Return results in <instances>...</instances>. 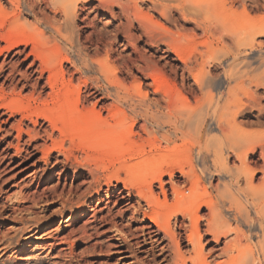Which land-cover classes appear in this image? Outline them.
<instances>
[{
	"label": "rangeland",
	"instance_id": "1",
	"mask_svg": "<svg viewBox=\"0 0 264 264\" xmlns=\"http://www.w3.org/2000/svg\"><path fill=\"white\" fill-rule=\"evenodd\" d=\"M97 3L95 0L88 7ZM245 3L250 10L248 1ZM149 4L139 2L140 18L149 24L153 22V28L162 27L159 30H163L166 27L174 35L182 34L187 37L188 40L178 49L164 53L165 46L160 45L162 50H158L153 41H147L148 32L144 28L127 32L125 20L113 16L120 11L118 6L112 9L99 8L92 12V9H84L80 5L77 25L81 30V47L88 48L85 51L94 57H104L105 52H108L109 63L114 67L111 74L117 80L128 77L124 81L127 84L138 77L145 85L152 83V70H146L150 75L143 77L140 72L145 64L164 68L167 82L162 85L163 88L173 98L186 97L192 103V94L195 92L193 77L185 72L184 76L187 78L184 82L181 81L182 63L176 52H181L186 58L204 54L206 42L216 39L218 33L205 34L195 28L192 16H187L186 22L183 19L178 21L177 12H172L173 15L162 14L160 9L150 10ZM0 5L1 23L13 15L14 7L8 0H0ZM232 10L240 11L239 3H235ZM34 11L37 19L33 15H23L22 20L34 24L38 17L39 20L48 17L50 20L54 18L52 20L56 24L62 22V17L54 15L46 4L36 6ZM252 11L254 10H250L249 14L253 18L264 17L263 9ZM143 23L142 21L141 25ZM116 25H120L118 34ZM40 27L44 28L43 25ZM256 40L264 42V37ZM227 43L229 45V41H222V44ZM30 49V44L11 49L0 41V264H180V260L176 261L172 237L158 229L147 216L153 214L152 210L156 212L157 218L160 213H168L176 203L174 189L187 195L186 190L190 186L187 178L177 172L176 168L170 167L171 176H162L161 184L154 182L153 203L151 207H147L138 191L124 188L121 181L108 179L116 171L120 179L126 178L125 170L118 169L121 160L127 159L126 156L121 157L122 159L110 158L101 152L88 151L90 154L86 157L80 148L73 146L59 134L45 115L34 118L30 114V119L27 114L35 108H40L38 110L41 111V107L49 102V95L52 94L50 84L56 82L54 87L61 90L59 87L64 89L67 86L64 81L68 84L71 80L75 90L79 86L77 78L80 77L69 62H63L62 70L65 75L59 77L61 74L58 72L56 79H47V71L40 74L39 62L33 58ZM70 57L73 59V55ZM69 73L75 74L71 77ZM82 89L85 94L95 91L90 84ZM256 94V107L251 108L245 118L237 117V121H255L253 115L264 107V95L261 92ZM93 96L95 98H89V102L78 107L91 122L95 121L94 111L99 107L94 103L100 98L98 94ZM151 98L154 97L150 94ZM105 104H108V108L111 100L105 101ZM10 105L12 108L8 107ZM19 107L23 110L21 108L18 111ZM17 108V111L14 110ZM111 108L109 106L108 110ZM108 110L102 111V117L109 116ZM108 119L113 122L109 117ZM95 124L97 127V123ZM157 138L159 139L158 135ZM136 139L139 140L137 136ZM156 144L165 148L162 142ZM258 158L257 154L252 159L257 162ZM182 164L186 169L191 166L186 160ZM257 166L260 168L261 162L258 161ZM262 175L264 171L256 173L252 179L254 186L259 184ZM216 183L213 180L214 186ZM203 187H206V192ZM200 190L202 200L216 195L215 189L209 188L205 180L201 181ZM244 193L245 197L235 194L232 209L237 214L238 210H242L245 220L254 224L256 228L251 233L247 232L244 223L237 222V217L224 215L215 225V230L220 235L218 241L214 240L213 235L207 231L208 222L212 220L209 211L200 206L195 211L201 247L196 249L187 241V235L196 231L191 218L177 215L171 219L170 227L177 235L184 264H192L193 260L195 264H244L248 261L264 264V254L258 244L261 233L264 234V211L258 201L263 196V190L252 189ZM259 225L263 227V232Z\"/></svg>",
	"mask_w": 264,
	"mask_h": 264
},
{
	"label": "bare ground",
	"instance_id": "2",
	"mask_svg": "<svg viewBox=\"0 0 264 264\" xmlns=\"http://www.w3.org/2000/svg\"><path fill=\"white\" fill-rule=\"evenodd\" d=\"M8 1L14 7V13L0 23V41L11 49L30 44L31 54L39 62L40 74L47 71L49 80L56 79L58 72L61 74L59 77L65 75L62 70L63 62H69L74 72L80 76L77 78L79 86H76L75 90L71 80L68 84L64 81L67 86L69 85L67 90H64L67 86L56 90V82L50 84L52 94H48L50 96L49 102L48 99L46 101L48 104L45 102L46 105H42L44 107L39 106L42 108L41 111L40 108L37 110L35 108L27 114L28 117L30 114L34 118L45 115L59 134L68 139L70 144L80 148L86 157H89L90 152H101L110 158L126 156L127 159L121 160L118 168L125 170L126 178L120 179L116 171L109 175L108 179L121 181L124 188L138 191L147 207H151L153 203L154 182L161 184L162 176H171L170 167L176 168L177 172L189 181L187 195L174 189L176 203L168 213H160L157 218L156 212L152 210L153 214L147 216L158 229L172 237L176 261L180 260V264H184L177 235L170 227L171 219L177 215L191 218L196 231L187 235V241L196 249L201 247V235L197 230L198 216L195 211L200 206L206 207L209 211L212 220L208 222L207 231L216 241L220 233L215 230V225L224 218V215L237 217L239 220L237 222L246 225L248 233L256 228L253 223L245 220L243 217L245 213L242 210H238V214L234 212L232 200L236 199L235 194L242 197L246 191L262 189L263 196L261 195V200L258 201L264 211V175L258 185L252 184L256 173L264 171V107L259 108L253 115L255 121L249 122L248 119L237 121V117L245 118L250 109L256 107L257 92L264 95V42L256 40L258 37H264V17L253 18L249 14L250 10H264V0H96L98 3L91 8L88 4L95 0ZM247 1L250 10L245 3ZM139 2L144 4L149 2L150 10L160 9L162 14H172L175 11L179 15L177 20L183 19L186 22L187 16H192L191 21L195 28L205 34L218 33L216 39L206 42L204 54L199 53L192 58H186L181 52H176L182 63L181 81L184 82L187 78L184 76L185 72L193 77L195 92L192 94V103L186 97L173 98L163 88L162 85L167 82L164 68H157V65L149 67L145 64L140 72L143 77L150 75L145 72L146 70H152L154 72L150 75L152 83L145 85L138 77L127 84L124 81L128 77L117 80L111 74L110 71H113L114 67L109 63L108 52H105L104 57H94L85 51L86 48L81 47L82 40L80 41L79 37L81 30L77 25L80 5L84 9L85 7L92 9V12L99 8L112 9L118 6L120 11L113 16L125 20L127 32L144 28L143 30L148 32L147 41H153L158 50H162L160 45L165 46L164 53L178 49L188 40L182 34L170 33L166 27L159 30L162 27L157 29L152 27L153 22L146 23L139 16ZM235 3L241 6L238 12L232 10ZM40 4H46L54 15H60L62 22L56 24L52 20L54 18L51 21L48 17L41 20L38 17L34 24L28 23L24 18L22 20L23 15L34 16L36 14L34 9ZM41 25L45 29L41 28ZM119 28L120 25L115 26L117 34ZM224 40L229 41V45L222 44ZM70 55H73V59ZM218 70L221 72L218 73ZM74 74H71V77ZM89 84L95 91L85 94L82 88ZM95 94L100 95L94 103L99 107L94 111L95 121L91 122L78 107L89 102V98ZM150 94L154 98L150 99ZM107 100H111L110 111L109 106L108 108L106 106L108 104H105ZM8 107L12 108L11 105ZM19 108L14 110L20 111L22 107ZM105 110L109 111L108 117L113 122H110L108 117H102V111ZM252 127L256 129L252 130ZM156 142H162L165 148L158 146ZM257 154L258 161L261 162L260 168L257 166L258 161L252 159ZM183 160L191 164L188 169L182 164ZM202 180L207 182L209 188L215 189L214 197L208 195V199L202 200L200 190ZM213 180L217 181L215 186ZM203 190L206 192V187H203ZM259 226L263 232V227ZM258 244L264 254L263 233ZM244 264L253 263L248 261Z\"/></svg>",
	"mask_w": 264,
	"mask_h": 264
}]
</instances>
